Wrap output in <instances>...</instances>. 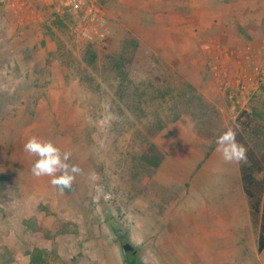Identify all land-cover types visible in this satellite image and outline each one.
Masks as SVG:
<instances>
[{
	"label": "rangeland",
	"instance_id": "obj_1",
	"mask_svg": "<svg viewBox=\"0 0 264 264\" xmlns=\"http://www.w3.org/2000/svg\"><path fill=\"white\" fill-rule=\"evenodd\" d=\"M97 2L108 26L94 43L93 68L88 43L77 29L58 28L48 3L27 0L15 13L0 2V264H29L34 248L49 253L47 264H127L133 256L142 264H260L261 216L254 222L243 191L244 163L216 150L206 157L213 140L198 128L264 126V0ZM131 37L144 46L131 77L147 102L140 112L121 101L104 69ZM189 87L220 111V123L196 121ZM157 115L178 116L157 138L182 143L144 175L133 160L138 131ZM34 136L71 152L68 163L82 172L70 189L33 176L36 157L24 144ZM256 179L264 204V173ZM213 214L220 238H196L188 221L206 224ZM177 219L187 226L177 228ZM124 241L136 255L122 251Z\"/></svg>",
	"mask_w": 264,
	"mask_h": 264
},
{
	"label": "trees",
	"instance_id": "obj_2",
	"mask_svg": "<svg viewBox=\"0 0 264 264\" xmlns=\"http://www.w3.org/2000/svg\"><path fill=\"white\" fill-rule=\"evenodd\" d=\"M51 16L54 18V24L58 28L71 31L78 30L79 15H76L71 11H66L62 16L54 13ZM47 31V33L51 32L49 29ZM143 49L144 46L138 39L133 37L128 38L126 39L121 52L117 55L110 56L106 64H104L106 72L113 75L114 79L118 80L117 91L121 101L129 99V104H131V102L135 103L133 106L128 104L130 109L133 110V108L139 107L137 108L139 112L143 110V104H146L147 102L144 100L145 98L143 96L136 93L139 89L133 88L132 90L133 80L131 77L135 71ZM97 58L98 53L95 50L94 44L88 43L84 56L86 64L91 68L95 67ZM187 97L190 99L192 105L194 104L195 106L193 116L196 121L216 118L217 122H221L220 111L209 105L205 98L194 88H188ZM141 114V118L146 116L144 111H142ZM177 117L178 116H175L173 119L165 120L157 115L154 122L144 125L143 129L138 131L142 149L137 155H135L133 160L138 163L140 170L144 175H155L165 163L167 154L156 144L155 139L170 124L175 123ZM198 132L199 134L213 140L212 145L206 154V157H208L216 149V141L214 140L223 133V130L220 127L210 125L206 128H200V130L198 128ZM237 140L247 148V163L242 164L240 167V175L244 192L249 199L251 215L254 222L257 223L258 216H261L260 235L258 238V252L261 253L264 250V204H261V201L256 198L255 190L258 187L260 188L262 183L257 181L256 175L264 173V126L251 130L248 127H242V130L238 131ZM33 224L34 222H32V225ZM26 226L27 229L34 230L31 228L30 223H27ZM55 230L57 233L61 232V229L58 227H55ZM28 255L30 257L29 264H47L50 256L46 250L40 248H34L32 251L28 252ZM131 259L133 261L130 260L127 264H142L134 256Z\"/></svg>",
	"mask_w": 264,
	"mask_h": 264
},
{
	"label": "clouds",
	"instance_id": "obj_3",
	"mask_svg": "<svg viewBox=\"0 0 264 264\" xmlns=\"http://www.w3.org/2000/svg\"><path fill=\"white\" fill-rule=\"evenodd\" d=\"M238 131L229 127L216 139V151L229 163H247V148L238 142ZM24 151L36 157L31 172L35 177H51L54 187L63 192L70 189L82 170L79 166L68 163L71 152L62 151L51 140L31 137L24 144ZM158 264V260L154 261Z\"/></svg>",
	"mask_w": 264,
	"mask_h": 264
},
{
	"label": "built area",
	"instance_id": "obj_4",
	"mask_svg": "<svg viewBox=\"0 0 264 264\" xmlns=\"http://www.w3.org/2000/svg\"><path fill=\"white\" fill-rule=\"evenodd\" d=\"M48 3L52 13L62 16L66 11L79 15L78 37L94 44L102 40L108 26V18L97 0H35ZM15 13L25 5L27 0H0Z\"/></svg>",
	"mask_w": 264,
	"mask_h": 264
},
{
	"label": "crops",
	"instance_id": "obj_5",
	"mask_svg": "<svg viewBox=\"0 0 264 264\" xmlns=\"http://www.w3.org/2000/svg\"><path fill=\"white\" fill-rule=\"evenodd\" d=\"M163 133V132H162ZM182 143V141L180 140V139H178V138H176V139H172L171 141H170V144H168V145H165V144H163L162 143V141H160V138H157L156 139V144L162 149V150H164V151H166L167 153H170L171 151H172V149H174L175 147H177L178 146V143ZM216 150V149H215ZM214 150V151H215ZM213 151V152H214ZM213 152L210 154V156L213 154ZM240 180H241V175H240ZM241 182H242V180H241ZM243 185V184H242ZM243 191H244V189H243ZM245 193V192H244ZM246 195V194H245ZM233 214V210H231V213H230V215H232ZM214 215V214H213ZM225 216L224 217H226V216H228L227 214H224ZM243 215V214H242ZM244 215H245V213H244ZM243 215V216H244ZM216 217H217V214H215L214 215V221L212 220L211 222H206V224H202V223H198V222H196V223H194V224H191V221H188V226H191V227H193V229L195 230L194 231V234H195V236H196V238H201V236L204 234V235H206V236H203L204 238H220V235L219 236H217L218 235V232L220 233V231H218V228H220V227H222L223 225H218V224H220V223H218L217 222V220H216ZM178 220V219H177ZM210 221V220H209ZM187 222V221H186ZM175 225H177V228H182V227H185V226H187V225H185V223L183 224V223H180V221L178 220L177 221V223H175ZM180 227H179V226ZM228 228V227H227ZM225 229V232L227 231L228 232V229ZM201 230H204V232H202ZM189 232V231H188ZM182 233H185V231H182ZM188 235H190V234H188ZM194 236V235H193ZM192 237V236H191ZM258 253V250L255 252V254H257ZM259 254V258L257 257V255ZM257 255H256V259H258V262L260 263V264H264V250L261 252V253H258Z\"/></svg>",
	"mask_w": 264,
	"mask_h": 264
},
{
	"label": "water",
	"instance_id": "obj_6",
	"mask_svg": "<svg viewBox=\"0 0 264 264\" xmlns=\"http://www.w3.org/2000/svg\"><path fill=\"white\" fill-rule=\"evenodd\" d=\"M122 251L124 253H132L133 255L137 254V250H135L134 246H132V244L130 242H125L122 245Z\"/></svg>",
	"mask_w": 264,
	"mask_h": 264
},
{
	"label": "flooded vegetation",
	"instance_id": "obj_7",
	"mask_svg": "<svg viewBox=\"0 0 264 264\" xmlns=\"http://www.w3.org/2000/svg\"><path fill=\"white\" fill-rule=\"evenodd\" d=\"M119 237L121 238V237H122V235L120 234V235H119ZM125 242H128V241H124V242H123V244H124ZM123 244H122V245H123ZM135 250H136V248H135Z\"/></svg>",
	"mask_w": 264,
	"mask_h": 264
}]
</instances>
